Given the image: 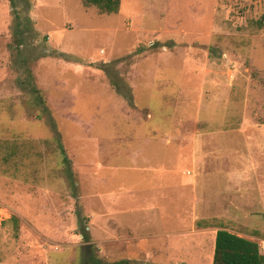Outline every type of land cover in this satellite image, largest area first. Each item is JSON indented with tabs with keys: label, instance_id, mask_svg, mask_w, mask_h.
Returning <instances> with one entry per match:
<instances>
[{
	"label": "rangeland",
	"instance_id": "374dc122",
	"mask_svg": "<svg viewBox=\"0 0 264 264\" xmlns=\"http://www.w3.org/2000/svg\"><path fill=\"white\" fill-rule=\"evenodd\" d=\"M16 4L0 264H212L221 228L264 255V0Z\"/></svg>",
	"mask_w": 264,
	"mask_h": 264
},
{
	"label": "trees",
	"instance_id": "16d2710c",
	"mask_svg": "<svg viewBox=\"0 0 264 264\" xmlns=\"http://www.w3.org/2000/svg\"><path fill=\"white\" fill-rule=\"evenodd\" d=\"M11 6L16 9V0H10ZM86 7H95L102 14H114L120 7L121 0H82ZM264 21V15L260 20V24ZM20 25V24H19ZM39 102L43 104L44 100L41 93L36 90ZM55 130V124L52 122ZM56 131V130H55ZM58 148L63 155V163L66 166V172L71 173L70 160L65 154L59 137L56 139ZM112 264H127L122 261ZM212 264H264V255L260 251V247L256 242L240 237L228 230L221 228L217 230L215 235V246Z\"/></svg>",
	"mask_w": 264,
	"mask_h": 264
},
{
	"label": "crops",
	"instance_id": "0c3cea01",
	"mask_svg": "<svg viewBox=\"0 0 264 264\" xmlns=\"http://www.w3.org/2000/svg\"><path fill=\"white\" fill-rule=\"evenodd\" d=\"M224 229H226V230H228L229 232H232V233H234V234H236V235H238V236L244 238L243 234H241V233H237V232H235L234 230H230V229H228V228H224ZM216 232H217V231H216ZM216 232H215V235H216ZM215 235H214V237H213V240L215 239ZM248 240H250V239H248Z\"/></svg>",
	"mask_w": 264,
	"mask_h": 264
}]
</instances>
